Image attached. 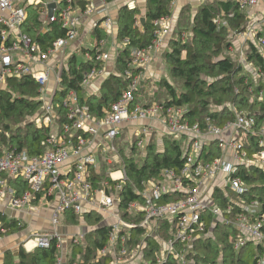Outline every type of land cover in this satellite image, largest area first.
<instances>
[{"label": "built area", "instance_id": "built-area-1", "mask_svg": "<svg viewBox=\"0 0 264 264\" xmlns=\"http://www.w3.org/2000/svg\"><path fill=\"white\" fill-rule=\"evenodd\" d=\"M169 1L168 13L153 20L151 42L132 49L122 74L128 80L127 88L110 108L97 117L80 103L72 89L62 99L65 115L60 121L53 101L68 61L72 57L78 59L80 52L83 61L94 63L80 83L86 91L95 79L105 77L102 64L111 59L115 65L119 50L129 44V39L115 38L117 15L107 11L106 0H100V5L94 0H0V90L7 88L10 79H34L41 106L27 121L50 130L41 141V154L31 155L16 148L0 152L1 203L28 214L49 212L48 229L30 230L21 242L26 251L48 248L54 242L57 255L53 264H195L187 256L193 252L194 241L212 237L214 227L220 224L236 230L235 250L248 242L263 246L255 264H264V201L246 197L250 184L241 172H249L251 167L264 171V123L259 125L258 113L248 115L229 104L234 113L232 120L219 123L205 116L202 123H191L185 117L186 105L141 104L136 100L141 89V70L154 60L162 47L161 40L174 34L185 41L190 35L176 30L177 19L172 23L176 0ZM234 1L246 21L237 30H229L226 53L245 76L250 98L262 101L264 0ZM29 10L38 14L41 38L54 30L50 28L52 23L58 24L63 35L48 43L33 40L24 31ZM87 18L92 19L91 32L99 27L106 35L95 39L88 49H72ZM232 18L234 13L229 12L226 17L215 16L213 22L218 27H230ZM150 121L163 123L165 136L179 141L182 165L163 168L157 178L132 185L136 197L123 203L121 192L130 179L123 164L124 151L116 147L115 140L125 128L132 127L129 136L140 134L142 138L132 137L131 148L141 149L143 161L152 132ZM214 149L218 154H214ZM103 151L111 154L104 168L94 157ZM19 182H25L26 189L20 190ZM217 190L222 191L224 206L220 204L223 197L215 195ZM68 213L85 230L67 235L58 232L57 226ZM94 213L100 215V225L108 227L107 242L85 261L79 254L73 256V247L84 246L86 233L96 228V224L89 225L84 219L85 214ZM16 220L19 225L23 221ZM136 228H141L142 239L129 247L131 231ZM6 233L7 227L0 219V240ZM146 239L157 245L152 258L146 256Z\"/></svg>", "mask_w": 264, "mask_h": 264}, {"label": "trees", "instance_id": "trees-1", "mask_svg": "<svg viewBox=\"0 0 264 264\" xmlns=\"http://www.w3.org/2000/svg\"><path fill=\"white\" fill-rule=\"evenodd\" d=\"M111 1V0H106ZM169 0H146L144 13L138 7L122 5L117 13L116 37L118 40L129 39V44L122 47L115 60L116 72L107 76L102 82L99 94L85 95L80 85L84 73L89 71L94 63L79 61L72 57L67 68L63 70L59 88L54 96V108L60 114V121L64 120L65 111L61 107L62 99L74 89L82 104H86L91 113L101 117L104 111L116 101L127 88L128 80L124 78L123 71L131 57L134 48L147 46L153 38V20L164 16L169 10ZM229 12L234 13V18L229 20L230 27H218L213 18L217 15L226 17ZM142 14V15H141ZM145 20L141 23L140 18ZM139 21V23H137ZM245 17L238 9L234 0H213L201 4L194 14L190 26V35L183 41L180 35L172 36L168 43V50L163 53L168 64L171 78L162 77L156 80L159 88L164 89L169 97L163 101L165 104L186 105L188 112L185 117L191 123H202L205 116L215 118L219 123L232 120L234 113L228 105L232 104L238 111L248 115L258 113L259 125L264 123V100H252L247 92L245 76L241 75L240 67L226 53L228 48V32L237 30L244 23ZM40 20L35 10H29V20L24 26L33 40L48 43L54 38L62 36L63 32L58 24H50L54 28L43 38L39 34ZM93 37L99 39L106 33L96 27ZM260 61V58L257 57ZM100 66V63L97 64ZM137 71V69L135 70ZM183 82L184 90L178 91L173 82ZM6 89L0 90V152L10 148L25 149L31 155L41 154L44 146L41 141L49 134L48 127H37L34 122L27 121L35 115L41 106L39 100L38 84L30 77L20 80H8ZM237 90V91H236ZM158 100L162 96H155ZM253 141V138H250ZM136 146H133L135 150ZM218 154V150H213ZM123 164L130 182L127 181L121 192L123 203L136 197L132 191V185L139 186L141 181L157 178L163 168H179L182 165V149L177 139L165 136L163 147L160 149L155 142H149L145 150V156L141 164L133 157L126 156L122 151ZM207 156V153L205 154ZM244 179L250 184L246 194L248 199L257 197L264 201V171L257 167L249 168V172L241 171ZM21 183L20 190L26 189L25 182ZM221 199V206L225 205L222 191L217 190ZM123 203L121 207L123 208ZM71 223H79L78 219L68 213ZM0 219L7 227V232H15L25 227V222L11 218L6 220L0 213ZM84 219L89 225L96 224V228L86 233L85 245L73 247V256L80 255L85 261L95 255L96 250L107 242L108 227L100 225L99 214H85ZM141 228L131 231L129 247L141 241ZM236 230L230 226L217 224L213 229L212 237L196 239L193 252L187 253L189 259L195 264H255L257 254L261 253L263 246L248 242L239 250H235L233 240ZM148 248V256L152 258L157 245L149 239L145 240ZM57 255L54 242L48 248L37 247L32 251H26L20 245L16 253L6 250L2 256V264H53ZM252 262L250 263V261Z\"/></svg>", "mask_w": 264, "mask_h": 264}, {"label": "crops", "instance_id": "crops-1", "mask_svg": "<svg viewBox=\"0 0 264 264\" xmlns=\"http://www.w3.org/2000/svg\"><path fill=\"white\" fill-rule=\"evenodd\" d=\"M205 1L207 0H176V3L172 11L173 13L172 23L174 24V22L177 19L178 29L176 28V30L181 31V27H180L181 20H182L181 16L184 14L185 11H190L189 24L191 26V21L194 17L195 12L197 11L198 7L201 4H203ZM145 2L146 0H112L111 2L106 3L107 4L106 7H107V11L110 12L114 16L117 15L118 9L122 5H128V6L130 5L131 7L133 6L138 7L141 10V13L143 14L144 8H145ZM94 3L100 5L101 2L100 0L99 1L94 0ZM96 18L99 19L100 15H96ZM91 20L92 19L90 18H87L84 20V23L80 30V35L78 39L72 42L74 43L71 47L72 49L83 46V43L85 42V40L90 35L93 34L90 30ZM172 23L171 25H173ZM172 36H175V35L173 34ZM172 36L164 37L161 40L162 47L159 50V52L156 53L154 60L149 65H147L145 68L141 70L142 81H141L140 88L141 89L146 88V87L148 88L150 85H153V91H151L150 89L147 90L149 91L148 93L149 96H151V99L147 103L163 102L155 98L156 94H160V93L165 94L164 89L162 88L159 89L158 85L156 84V80L162 77L168 78L167 76H165V73H166V71L164 70L165 59H164L163 53L166 50H168V43ZM115 38L117 39L116 36ZM94 40L95 39H93L92 43H94ZM109 43H111V40H109ZM102 65L104 66V70H105L104 78L116 72L113 60L110 59L109 61L105 62ZM104 78L103 79L97 78L93 82H91L86 87V91H84L85 95L87 94L98 95L100 86L102 82L104 81ZM137 102L141 103L140 101H137ZM141 104H144V102H142ZM142 123L145 124L147 122H142ZM148 124L152 128V132L150 133V136H149V141L155 142L158 145V148L161 149L163 147V138L165 137L166 126L159 121H150ZM131 130H132V127H128L127 129L125 128L124 131H128L130 134ZM0 211H1V214L3 212V215L6 220H9L11 218H22L23 222H25L26 224L24 228L18 231L9 232V233L7 232L4 235V238L0 240V264H2L3 253L8 249L16 253L17 248L20 245H22L21 242L28 235V232L30 230L37 229V230L43 231V230L48 229L49 212L42 211L40 215L28 214L25 212H21L19 210L12 209L11 207H6L5 204L1 203V200H0ZM56 230L60 233L67 235V234L79 233L85 230V228L81 224L71 223L70 218L66 217L65 219H62V222L57 226Z\"/></svg>", "mask_w": 264, "mask_h": 264}, {"label": "rangeland", "instance_id": "rangeland-1", "mask_svg": "<svg viewBox=\"0 0 264 264\" xmlns=\"http://www.w3.org/2000/svg\"><path fill=\"white\" fill-rule=\"evenodd\" d=\"M112 1V0H111ZM111 1H108V2H111ZM189 16H190V11H185L184 14L181 16L182 20H181V24H180V27H181V31H183L184 33L186 34H190V24H189ZM116 20V18H115ZM183 28V29H182ZM178 29V27H177ZM93 39H95V37H93V35H90L86 40L85 42L83 43V48L85 49H88V47L91 46V43L93 41ZM78 56V60L79 61H83V54L82 53H78L77 54ZM164 70L166 71L165 73V76H167L168 78H173L171 77L170 73H169V68H168V64L166 63V61L164 62ZM174 82V86L175 88L178 90V91H181V90H184V85H183V82L181 81H176L175 79H173ZM151 90L153 91V85H150L148 88H143L141 90H139L137 93H136V100L137 101H140L141 103L142 102H149V100L151 99V96H149V91L147 90ZM160 89V88H159ZM161 97V101H164L166 98H169L167 95L163 94V93H160L158 94V97ZM156 98V97H155ZM157 99V98H156ZM140 134H134L132 137L134 139H138V138H142L139 137ZM129 136V132L128 131H122V135L118 136L115 140V145L118 149H123V151L125 152V155L128 156V157H134L136 162L138 164H141L142 161H141V158H142V152H141V149H136V150H133L131 148V138ZM188 144V141H186L182 147L183 149L186 148ZM94 157H95V160H96V163L98 164H101L102 167L104 168L105 167V160L106 158L110 157L111 158V154H107L105 151H103L101 154H98L97 152L94 154ZM107 167H110L108 165H106ZM121 165H119L120 167ZM110 170L113 169V167H110L109 168ZM252 262V260L250 261V263Z\"/></svg>", "mask_w": 264, "mask_h": 264}, {"label": "water", "instance_id": "water-1", "mask_svg": "<svg viewBox=\"0 0 264 264\" xmlns=\"http://www.w3.org/2000/svg\"><path fill=\"white\" fill-rule=\"evenodd\" d=\"M50 7H52V6H50ZM144 20H145V17L142 16V17L140 18L141 23H142Z\"/></svg>", "mask_w": 264, "mask_h": 264}]
</instances>
